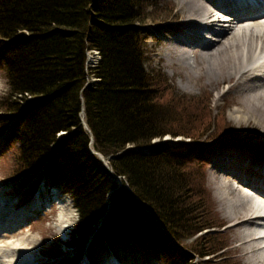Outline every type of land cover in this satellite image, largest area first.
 I'll list each match as a JSON object with an SVG mask.
<instances>
[{"label": "trees", "instance_id": "16d2710c", "mask_svg": "<svg viewBox=\"0 0 264 264\" xmlns=\"http://www.w3.org/2000/svg\"><path fill=\"white\" fill-rule=\"evenodd\" d=\"M155 5L0 0L7 83L0 131L17 142L10 179L24 180V187L46 179L70 195L78 214L68 242L76 250L71 264L101 249L121 260L122 253H150L160 264L239 263L222 255L223 232H207L222 224L203 163L192 156L212 141H235L233 127L223 108L214 110L208 91L183 94L163 70L146 67L143 26L149 17L162 24L170 14ZM91 47L101 55L90 72L98 80L85 86ZM210 129L213 137L206 138ZM165 135L182 139L159 141ZM111 174L123 182L108 195L118 184ZM185 238H193L189 246L181 244ZM55 247L50 254L62 255Z\"/></svg>", "mask_w": 264, "mask_h": 264}, {"label": "bare ground", "instance_id": "6f19581e", "mask_svg": "<svg viewBox=\"0 0 264 264\" xmlns=\"http://www.w3.org/2000/svg\"><path fill=\"white\" fill-rule=\"evenodd\" d=\"M174 3L175 13L169 3L172 25L164 30L161 43L168 64L177 70L198 66L196 78L207 79L216 87L226 83L227 92L234 94L232 103L237 105L235 121L264 127V0ZM98 59V51H88V66L93 67ZM186 74L189 78L188 70ZM260 134L264 139V130ZM210 180L223 215L218 213V222L233 233L231 239L223 231L222 255L241 260L236 248L249 264H264V161L234 152L218 153ZM60 207L59 219L65 221L71 213L64 205ZM6 211L0 200V241L12 234L11 229L5 231ZM32 258L23 237L0 244V264H32Z\"/></svg>", "mask_w": 264, "mask_h": 264}, {"label": "rangeland", "instance_id": "374dc122", "mask_svg": "<svg viewBox=\"0 0 264 264\" xmlns=\"http://www.w3.org/2000/svg\"><path fill=\"white\" fill-rule=\"evenodd\" d=\"M156 3V7L159 12L166 11L169 8V3L173 5V13L176 11V6L174 0H147V3ZM150 13L151 9L145 10ZM154 11H157L154 10ZM165 11V12H166ZM170 14L166 19L168 21L162 24H152L150 17L146 20V24L143 26V33L146 36V48L148 52V57L146 61V67L149 69H161L165 72L168 79L178 91L186 95H198L201 92L210 93V103L214 110L217 111L218 108H223L224 116L230 122L229 126L233 127V139L236 142H227V140L212 141L210 142V147L207 148L202 154L194 153L192 156L194 158L200 159L203 163V168L205 169L206 179L205 186L209 190L211 197L213 198L215 204V210L221 218H223L218 200L216 198L214 188L212 186L210 176L212 170V164L214 156L218 153L228 154L229 152H234L235 154H245L247 157H253L261 162L264 161V139L260 134V131L264 130V127L257 126L251 122V124H239L235 121L234 115L237 105L232 103V92H227L228 85L221 84L216 87L213 84L207 82V79L196 78L198 66L191 70L190 68H184L182 70H177L168 64V59L166 58L162 42L164 41V30L170 29V18L173 16ZM165 14V13H164ZM154 20V19H153ZM176 21V20H175ZM192 62V59H190ZM193 65H196L193 62ZM189 72V78L187 77L186 71ZM180 71V72H179ZM192 71V73H191ZM7 89L6 78L3 71L0 69V95H2ZM213 126V125H212ZM211 126V128H212ZM2 131V130H1ZM0 131V200L3 204H6L7 211L4 213L3 219L7 220V228L12 230V234L8 238H3L0 244L6 243L7 240H16L23 237L26 240L27 249L31 251L33 258L30 263L32 264H71L72 259L76 255V251L72 250L70 247L64 245L65 240H69L71 227L75 224L77 219V212L73 207L72 200L67 193H64L59 187L49 183L46 179L35 180L31 182L28 186H22L24 180L17 181L16 179H10L11 164L14 157L15 148L17 146L16 139L12 134H5ZM213 129H210L205 135L206 138L213 137L211 134ZM170 140V142H176L181 140L180 136L176 138H171L166 136L159 139V141ZM203 140V139H202ZM211 141V140H210ZM241 152V153H240ZM26 183V182H25ZM247 189V188H246ZM60 205H64V210L69 211L71 214L69 217L62 221L59 219V213L61 211ZM226 230L230 234L232 239L233 233L229 231V227L221 225L219 229L209 228L208 233H222ZM206 231V230H205ZM210 231V232H209ZM5 233V232H3ZM32 239V240H31ZM183 239V245L189 246L191 240ZM220 240V237L216 239ZM180 244V245H181ZM233 246L236 243L232 242ZM55 248L60 250L61 253L66 252L64 255L50 254L49 248ZM236 252V256L241 260L238 262H233L235 264H249L245 257L242 256L238 249H233ZM108 250H94L93 252V262L91 264H107L111 262V254H108ZM124 256L123 264H160L157 261L155 255H150V253L137 255L136 253H122ZM59 255V256H58ZM114 256V255H113ZM234 258V257H232ZM236 259V258H234ZM114 260V259H113ZM78 264H87V261L82 258V261Z\"/></svg>", "mask_w": 264, "mask_h": 264}, {"label": "water", "instance_id": "95a60500", "mask_svg": "<svg viewBox=\"0 0 264 264\" xmlns=\"http://www.w3.org/2000/svg\"><path fill=\"white\" fill-rule=\"evenodd\" d=\"M106 163V162H105ZM115 180H117V182H118V186L116 187V188H119L120 187V185H121V180H120V177H116V179ZM115 188V189H116Z\"/></svg>", "mask_w": 264, "mask_h": 264}]
</instances>
